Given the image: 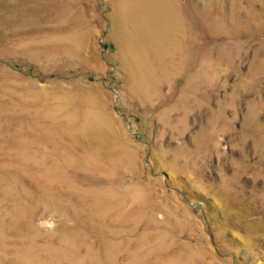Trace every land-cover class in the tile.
Instances as JSON below:
<instances>
[{
  "label": "rangeland",
  "instance_id": "obj_1",
  "mask_svg": "<svg viewBox=\"0 0 264 264\" xmlns=\"http://www.w3.org/2000/svg\"><path fill=\"white\" fill-rule=\"evenodd\" d=\"M0 264H264V0H0Z\"/></svg>",
  "mask_w": 264,
  "mask_h": 264
}]
</instances>
